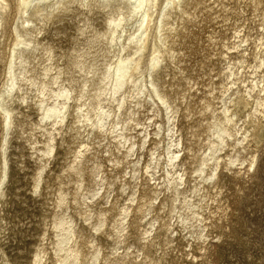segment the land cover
Wrapping results in <instances>:
<instances>
[{
    "label": "bare ground",
    "instance_id": "1",
    "mask_svg": "<svg viewBox=\"0 0 264 264\" xmlns=\"http://www.w3.org/2000/svg\"><path fill=\"white\" fill-rule=\"evenodd\" d=\"M14 1L15 15L9 22L11 0H0V19L8 21L7 27L0 23V39L5 38L0 55H4L6 66L0 94L1 194L8 183V149L15 114L28 108L26 97L18 93L35 90L39 99L35 103L37 128L44 138V148L36 149L41 171L34 185L36 191L46 165L56 155L57 136L62 138L74 130L85 134L66 168L68 179L63 180L64 186L70 184L74 189L72 197L63 188L58 200L61 213L52 239L56 263L177 264L174 257L177 251L183 255L185 248V256H191L189 264H194L211 243L205 232L208 219L204 212L210 197L219 194L223 170L234 177H245L255 174L259 166L254 138L264 127V0H205L202 8L198 0H96L94 5L100 7L115 3L114 15L107 20V34L92 28L88 21L79 27L84 38L73 49L70 63L74 74L69 85L59 83L57 72L52 74L53 64L47 62L54 50L39 41L37 33L56 14L93 6L89 0ZM202 11L223 21L231 17L237 27L206 32L204 50L210 51L213 74L204 101L205 137L198 136L194 176H187L183 169L184 143L176 121L198 89L188 84L174 99L162 89L178 56L166 44L169 35L179 28L174 26L178 21L168 19L175 13L182 22L190 16L196 24ZM8 35L12 39L6 48ZM108 44L115 60L99 68L105 54L102 47ZM40 72L43 74L38 79ZM15 100L22 103L12 107ZM239 104L248 108L243 116L238 115ZM142 111L151 112L147 118L151 122L137 119ZM151 143L154 148H150ZM108 146L121 155L108 159L113 163L110 170L104 169L99 160L100 148ZM146 146L148 158L139 152ZM121 160L127 161L129 171L120 177V196L127 194L111 214V208L116 207L115 196L111 199L113 186L119 175L113 172L119 169ZM143 189L152 196L141 204ZM70 208L83 219L81 226L90 229L81 240L84 234L67 213ZM134 217L138 223L132 222ZM159 228L163 230L162 241L158 240ZM100 237L111 242V251H103L97 242ZM32 263L42 264L40 255L36 254Z\"/></svg>",
    "mask_w": 264,
    "mask_h": 264
},
{
    "label": "rangeland",
    "instance_id": "2",
    "mask_svg": "<svg viewBox=\"0 0 264 264\" xmlns=\"http://www.w3.org/2000/svg\"><path fill=\"white\" fill-rule=\"evenodd\" d=\"M94 2L96 3V0H89V4L93 7L88 10L82 11L80 7H75L65 13L56 14L54 19L48 24L42 25L41 31L37 33V39L43 44H49L54 50L47 64L50 62L53 64L55 70L52 71V74L57 72L60 84L69 85V79L74 74L70 63L74 55L73 49L77 48L84 38L79 27L88 21L92 28L107 34L106 23L108 18L114 15L113 5L116 4L111 3L107 7H100L94 5ZM10 3L12 14L10 13L9 22L15 15V1L11 0ZM197 5L202 8L205 5V0H198ZM123 11L128 12L126 8ZM177 12L181 11L177 9ZM246 15L247 13L244 14V16ZM185 17L182 22L175 13H171L168 19V21H173V19L178 21L174 26L179 25V28L174 34L169 35L166 43L168 47L173 48L172 54L178 56L173 70L169 76L164 78L166 81L162 89L169 94L171 99L180 97L181 91L187 88L188 84H194V89H198L197 93H194L195 96L190 98L191 103L184 111V115L182 113L176 121L179 126L178 133L184 143L183 169H186L187 176H194L197 139L199 134H202V138L205 137L203 131L206 125L204 101L209 96L210 79L213 74L209 61L210 51L204 50L205 35L211 29L219 31L224 26L225 28H236L237 24L233 23L231 17L223 21L220 17L214 18L211 13L208 15L206 11L201 12L200 21L196 24L191 21L190 16ZM217 20L218 22H216ZM0 23L3 27L8 26V21L5 18H1ZM10 39L12 38L8 35L6 48L11 43ZM4 43L5 38H1L0 48ZM102 48L105 50V54L100 59L99 68H103L115 60L113 49L109 44L103 45ZM4 70H6L4 55H0V94L5 84ZM40 73L37 76L38 79H41L43 74V72ZM18 95L26 97L28 108L16 111L10 135L8 183L4 192L2 194L0 192V264H33L36 254L40 255L42 264H57L52 239L56 233L55 226L61 213L58 200L63 188L68 189V196L72 197L74 189L70 184L64 186L63 180L68 179L66 168L71 164L85 134L81 130H74L64 134L62 138L57 136L56 155L46 165L41 178H39V188L36 191L34 185L41 173L39 169L40 153L36 149L44 148V138L41 136V130L37 128L39 116L35 103L39 99L36 97L35 90L32 93L31 91L25 93V90L19 91ZM21 103V100H15L12 107H17ZM22 105L24 106L25 102ZM238 107L240 109L239 116H243L248 110L240 104ZM150 115L151 112L142 111L136 117L141 122L149 123L151 121L147 118ZM2 133L3 129L0 124V144ZM137 142L139 143V139ZM254 142L260 155L257 172L249 173L245 177L239 176V178L225 173L226 171L223 170L224 175L220 182L219 194L216 196L213 194L210 197L209 206L204 212V218L208 219L205 232L208 231L211 243L194 260V264H264V127L258 131ZM108 148L109 146L100 148L99 160L104 169L110 170L113 163L108 159L119 158L121 155L117 154L114 149ZM146 148L147 146L141 147L139 152L142 153V157L148 158L149 151L146 152ZM150 148H154V144L151 143ZM103 149L108 150L102 151ZM127 166V161L121 160L119 169L113 172L119 175L113 186L115 191L112 193L111 199L115 196L114 205L116 207L111 208L113 209L111 214L118 210L126 198L127 193L120 196L122 190L119 189V180L122 174L129 171ZM88 187L91 191V186ZM157 191L160 189L157 188ZM150 196H152L150 192L146 193L143 189L139 196L141 204L147 201ZM162 197L163 194L160 199ZM67 213H70L74 218L79 233L84 234V237L80 236L79 239L85 238L90 233V229L81 226L83 219L77 216L72 208ZM132 222H135V217ZM159 222L162 224L163 219L159 218ZM158 232L160 234L158 240L162 241L164 239L163 230L159 228ZM133 239L135 240L136 236ZM97 242L101 244L105 253L112 250L111 242L106 238L100 237ZM182 249L183 255H181V251H177L174 259L179 264H189L191 256L186 257L185 248ZM186 251H188V247ZM194 253L198 254L197 251ZM171 262L167 261L166 264H172Z\"/></svg>",
    "mask_w": 264,
    "mask_h": 264
}]
</instances>
